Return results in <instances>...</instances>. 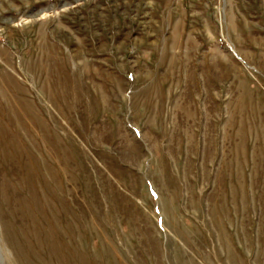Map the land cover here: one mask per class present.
Listing matches in <instances>:
<instances>
[{"label": "rangeland", "instance_id": "1", "mask_svg": "<svg viewBox=\"0 0 264 264\" xmlns=\"http://www.w3.org/2000/svg\"><path fill=\"white\" fill-rule=\"evenodd\" d=\"M0 264H264V0H0Z\"/></svg>", "mask_w": 264, "mask_h": 264}]
</instances>
